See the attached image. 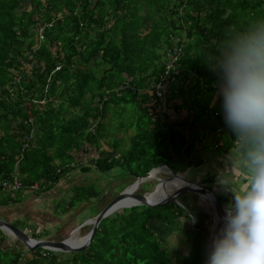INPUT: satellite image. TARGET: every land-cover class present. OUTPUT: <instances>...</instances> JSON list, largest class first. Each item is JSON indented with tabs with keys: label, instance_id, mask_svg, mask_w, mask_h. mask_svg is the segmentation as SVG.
Masks as SVG:
<instances>
[{
	"label": "trees",
	"instance_id": "1",
	"mask_svg": "<svg viewBox=\"0 0 264 264\" xmlns=\"http://www.w3.org/2000/svg\"><path fill=\"white\" fill-rule=\"evenodd\" d=\"M36 23H51L41 40ZM170 31L180 38L179 71L165 84L157 112L153 90L172 45ZM260 31L264 0H0V205L17 202L22 190L47 189L76 167L87 172L89 164L102 175L117 168L118 178L141 176L164 164L172 173L180 172L179 162L200 164L202 157L193 160L190 154L206 132L194 129L187 136L180 126L216 112L211 102L224 81L226 57ZM118 85H123L120 95L114 91ZM173 100L189 111L188 119L167 121L165 110ZM127 103L136 111L122 119L132 132L120 149V139L103 140L102 119L110 109L121 117ZM223 126V119L212 123L207 139L221 141L217 146L236 150L246 162L244 143L234 144L232 131L226 126L224 135ZM90 149L95 156L85 163L73 155ZM69 191L53 202L54 212L100 192L89 183ZM217 195L223 206L231 200ZM179 197L162 206L116 209L99 221L87 247L76 252L22 250L4 243L0 230V264H58L59 255L65 264H173L167 239L160 241L154 226L192 232L191 246L196 237L205 243L197 220L193 229L178 227L180 216L197 213L194 208L188 213ZM41 234L29 235L41 239Z\"/></svg>",
	"mask_w": 264,
	"mask_h": 264
},
{
	"label": "rangeland",
	"instance_id": "2",
	"mask_svg": "<svg viewBox=\"0 0 264 264\" xmlns=\"http://www.w3.org/2000/svg\"><path fill=\"white\" fill-rule=\"evenodd\" d=\"M181 83L182 87L186 86V80ZM221 86H223V83L217 87L216 93H214L213 96L214 98L218 96ZM214 108L218 109V113L215 112L213 114L206 115L205 118V120L208 121L209 126L222 119L220 101ZM115 109L119 110L120 107L117 106ZM135 111L136 109L132 103L126 104V108L122 111L121 117H118L112 109L108 110L102 119L106 129V137L103 138V140L110 141L112 138H118L120 139L119 148L124 149L126 144H128L127 138L131 134L132 130L125 126L126 122L122 119L123 117H128L127 120L131 119V117L135 115ZM119 120L125 122L123 126L118 124ZM221 128V132L228 136L227 127L223 126ZM194 129H196V131L199 129L196 124L189 127V130L193 131L192 134L194 133ZM202 130L207 131L204 128ZM203 142L204 140L199 138V140L196 141V148L190 154V159L193 160L196 159L194 158L195 155H201L202 162L200 164L191 165H187L185 162H179L178 170L180 172L178 174H181L182 177L187 180L207 185L212 189H215L214 185L217 184L216 186L219 188H216V193H223L231 199V192L225 191L217 182L218 173L223 170L225 178L231 179L233 187L242 188V182L245 179V173L247 171L246 162L243 161L242 158L238 156L237 151L232 148L225 149L221 147H214L211 149L212 146L210 144V149L205 153ZM104 145L105 146L103 147L109 149L106 147V144ZM73 155L77 161L85 163L89 161L88 159L90 157L95 156V151L90 149L86 150L85 153L79 151ZM103 155H105V153H103ZM91 166L92 165L89 164V170L87 172H82L77 167L69 170L60 178L58 182L47 189L34 192L22 190L17 193V202L0 205V218L13 225H19L17 221L21 222V224L25 226L24 228L29 230L27 231L28 235L31 231H35L36 233L43 232L45 236L41 234V239L56 241L66 237L74 227L79 226L86 219L92 218L96 212L99 211L119 191H121L127 183L134 180V177L131 176H119L120 178H118L116 176L117 168H113L102 175L95 171ZM231 169H239V174L232 176L230 171ZM171 175L172 172L167 167L162 166L161 169L155 172L153 177H148L144 181L140 182L134 192L138 194H145L151 191L161 179ZM87 183L93 185L94 188H97V190L100 191L97 198H91L86 202H79L64 212L59 213L53 211V202L55 200L58 201L66 198L70 193V186ZM120 183L124 184L123 188H119V185H121ZM174 189H176V186L170 187V189L167 190V194ZM179 199L180 202L182 201V203L184 205L186 204L189 208L188 213L193 208L197 210V213L195 215L190 212V215L180 216L179 220L181 225L178 227L180 228L182 226L186 229H193L195 228L194 223L197 220L198 225H196V228H198L201 233L205 235V243L203 240L196 237L194 238L193 245L191 246V236H193V233L190 231H187L186 235H183L179 232V230L173 231L170 226L161 227L156 225L154 228L158 233L160 241L164 242L165 239H167V245L171 256L173 257V264H205L209 235L216 222L213 210H211L208 206H204L201 199L193 193H183V197H179ZM223 204L226 205V202ZM192 217L195 218L194 221ZM89 227L90 225H84L78 228L74 232L75 236H83L88 231ZM3 234L6 235L4 243H16V246L20 247L22 250L25 248L18 240L7 235L5 232H3ZM16 241H18L19 244ZM205 248L206 250L204 252ZM63 254L68 256V253ZM203 257L204 259L200 261ZM57 260L58 264H65L66 258L59 255Z\"/></svg>",
	"mask_w": 264,
	"mask_h": 264
},
{
	"label": "clouds",
	"instance_id": "3",
	"mask_svg": "<svg viewBox=\"0 0 264 264\" xmlns=\"http://www.w3.org/2000/svg\"><path fill=\"white\" fill-rule=\"evenodd\" d=\"M223 71L222 119L233 143L246 147L247 171L242 188L233 187L223 170L218 173L217 182L232 198L211 236L205 264H264V31L234 47ZM230 171L236 176L240 170Z\"/></svg>",
	"mask_w": 264,
	"mask_h": 264
},
{
	"label": "water",
	"instance_id": "4",
	"mask_svg": "<svg viewBox=\"0 0 264 264\" xmlns=\"http://www.w3.org/2000/svg\"><path fill=\"white\" fill-rule=\"evenodd\" d=\"M162 166L167 167L165 164L159 165L157 167L148 170L141 176H135L133 180L135 181V187L136 184H138V182L140 183L144 181L146 178L150 177L154 171L161 169ZM172 178H177L179 180L178 185H176V189H174L173 191H171L166 195H163L162 197L156 200H151L148 198V194L151 191L145 194L126 192V188L130 184L125 186L114 197H112L99 211H97L92 218H88L85 221H83V223H81L79 226L74 227L66 237L60 240L54 241V240L32 238L25 232L24 229H21L1 218H0V230L5 232L7 235L13 237L14 239L18 240L25 247V249L40 247L51 251L76 252V251H81L87 247V245L90 242L91 236L94 230L96 229L99 221L105 216L115 211L116 209H118L119 206H121L119 208L130 207L134 205H145L149 207L162 206L165 203L175 202L176 199L179 197V195L183 193H193L196 194L198 197L201 194L207 193L210 195V200H211L210 205L212 207L211 209L213 210V214L216 219V222L213 225L212 231L209 235V239H208V245H209L213 232L221 226L222 224L221 218L224 216V206L221 204L216 191L207 185L200 184L195 181L187 180L183 178L181 174L178 173H172L171 176L161 179L160 181L169 180ZM126 196H128L130 202L123 204V201L126 198ZM84 225H90V227L88 231L83 236L80 237L82 239L75 244H69L68 239L70 238V235L78 228Z\"/></svg>",
	"mask_w": 264,
	"mask_h": 264
},
{
	"label": "built area",
	"instance_id": "5",
	"mask_svg": "<svg viewBox=\"0 0 264 264\" xmlns=\"http://www.w3.org/2000/svg\"><path fill=\"white\" fill-rule=\"evenodd\" d=\"M59 16L60 13H57ZM51 23H38L36 26V34L38 39L43 38V29L46 26H50ZM169 40L171 41L172 45L166 50L163 58V69L161 74L159 75V79L154 84V90L153 93L155 97L157 98L156 102V109L157 112L161 110V102H162V96L164 91V86L169 81H174L178 74V57L180 53V38L179 36H176L173 34V31H170L167 35ZM123 88V85H118L115 87L114 91L117 95H120V90ZM106 95L102 97V99H105ZM221 141L216 142L213 146L220 145ZM17 187V184H14L13 187Z\"/></svg>",
	"mask_w": 264,
	"mask_h": 264
},
{
	"label": "crops",
	"instance_id": "6",
	"mask_svg": "<svg viewBox=\"0 0 264 264\" xmlns=\"http://www.w3.org/2000/svg\"><path fill=\"white\" fill-rule=\"evenodd\" d=\"M222 83H224V81ZM221 88H222V86L220 87V89ZM219 101H220L219 95L217 97L213 98V100H212L213 106L216 107L218 105ZM178 102H179V100H173L172 101V104H170V107L165 110L166 115H167L166 119H167V121L169 123H178L180 120H185L186 118L188 119V117H189V111L186 110L183 107L177 106V103ZM220 105H221V101H220ZM214 107H213V109H215ZM215 111L218 113V109L217 108L215 109ZM205 118H206V116L201 117L197 122H195V124H196L197 128H199V130H202L203 128L207 130V131L203 130V131L206 132V138L205 139H202V140H204V142H203L204 143V150H205V153H206V151H208L211 146H212L211 149L214 148L213 145L216 142L214 143L213 141L211 142V141H209L207 139V137H208L207 136L208 135L207 133L210 132L209 131L210 129H209L208 121H206ZM192 126H193V124L192 125L185 124V125H181L180 128L188 136V135H191V133L193 132V131H190L189 130V127H192ZM209 142H211L213 145L211 144V146H210V143ZM220 146H217L216 145L215 147H220ZM199 156H201V155H199Z\"/></svg>",
	"mask_w": 264,
	"mask_h": 264
},
{
	"label": "bare ground",
	"instance_id": "7",
	"mask_svg": "<svg viewBox=\"0 0 264 264\" xmlns=\"http://www.w3.org/2000/svg\"><path fill=\"white\" fill-rule=\"evenodd\" d=\"M155 172L156 171H154L151 174L150 177H153ZM178 183H179V180L177 178H172V179H169V180L159 181L156 184V186L151 190V192L148 194V198L151 199V200H156V199L162 197L163 195H166L167 194V190L170 189V187H172V186L178 185ZM138 184H139V182H138ZM138 184H136V187H135V181H132L130 183V185L126 188V192H134L136 190ZM199 198L201 199V201H202L204 206H208V207L212 208L211 205H210L211 204L210 203L211 200H210V195L209 194H207V193L201 194L199 196ZM128 202H130V199L128 198V196H126V198L123 201V204H126ZM119 207H121V206H119ZM74 232L70 235V238L68 239V243L69 244H75V243L79 242L82 239L80 237L75 236Z\"/></svg>",
	"mask_w": 264,
	"mask_h": 264
}]
</instances>
